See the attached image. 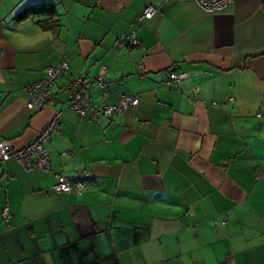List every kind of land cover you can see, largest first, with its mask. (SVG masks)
Segmentation results:
<instances>
[{"label":"crops","instance_id":"0c3cea01","mask_svg":"<svg viewBox=\"0 0 264 264\" xmlns=\"http://www.w3.org/2000/svg\"><path fill=\"white\" fill-rule=\"evenodd\" d=\"M35 28L54 38L14 45ZM62 62L55 102L30 109ZM98 76L88 104L138 105L82 119L67 85ZM58 112L49 171L0 159V264H264V0H0V140L23 148ZM86 171L82 194L53 189Z\"/></svg>","mask_w":264,"mask_h":264},{"label":"built area","instance_id":"2783aa9c","mask_svg":"<svg viewBox=\"0 0 264 264\" xmlns=\"http://www.w3.org/2000/svg\"><path fill=\"white\" fill-rule=\"evenodd\" d=\"M204 12L213 13L220 11L230 5L234 0H193ZM156 14V9L153 6H148L141 16L139 21L151 19ZM121 46H139L140 40L136 37V31L133 30L125 34L120 40ZM69 70V64L66 62L60 63L58 66L49 67L47 69V77L34 82L27 86L28 94L27 106L34 110L43 105L53 104L55 102V94L53 87L57 79L66 71ZM185 78V74H180L174 70H169V77L165 83L171 85L178 83ZM91 82L92 85L99 86L103 91V99L108 94V83L104 81L102 76L89 81L85 78H73L67 85L69 92V105L76 110L82 119L90 117H112L114 115H123L130 108L138 105L139 99L136 95L124 93L120 96L115 104L104 103L102 105L88 104L86 102L85 85ZM60 113L49 122V124L40 132L35 140L23 148H15L11 141L6 139L0 140V159L8 161L17 159L22 165L28 169H41L49 171L51 169V160L49 150L45 144L51 140L52 135L58 129ZM90 173L84 172L76 179L72 180L68 177L58 174L57 181L53 185V189L57 192L68 193L75 191L82 194L90 186ZM5 220L10 219V210L5 208L3 211Z\"/></svg>","mask_w":264,"mask_h":264},{"label":"clouds","instance_id":"9594fccd","mask_svg":"<svg viewBox=\"0 0 264 264\" xmlns=\"http://www.w3.org/2000/svg\"><path fill=\"white\" fill-rule=\"evenodd\" d=\"M52 33H43L41 29L35 28L33 32H17L13 37V43L18 48L36 47L37 44L44 40H52Z\"/></svg>","mask_w":264,"mask_h":264}]
</instances>
